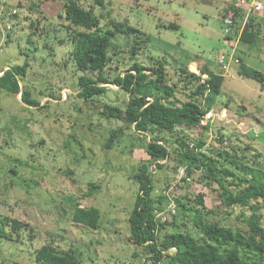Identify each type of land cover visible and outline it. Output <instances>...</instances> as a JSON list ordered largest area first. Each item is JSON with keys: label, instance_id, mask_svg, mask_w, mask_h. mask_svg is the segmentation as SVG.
<instances>
[{"label": "rangeland", "instance_id": "1", "mask_svg": "<svg viewBox=\"0 0 264 264\" xmlns=\"http://www.w3.org/2000/svg\"><path fill=\"white\" fill-rule=\"evenodd\" d=\"M66 1L0 0V74L27 63L21 87L40 103L31 107L21 95L0 91V219L25 224L18 233L6 227L9 237H0V264H38L36 252L45 245L76 253L82 264H147L153 254L131 240L129 216L139 192L134 175L149 160L146 147L151 137L121 120L101 116L106 105H127L128 94L112 82L136 61L147 74L163 62L167 84L177 86L176 97L185 102L199 84L192 74L202 80L207 78L201 73L205 69L223 74L222 95L210 118L207 114L199 127L182 126L174 134L163 132L154 138H164L173 152L174 136L185 133L191 146L205 144L199 152L219 168L245 178L253 174L264 182V84L240 77L236 65L225 72L219 62L222 53L235 50L241 62L264 73V13L259 41L247 46L226 43L222 18L235 8L234 0H106L104 7L83 0L80 5L93 8L104 30L115 31V25L137 30L116 35L104 71L110 83L103 87L108 91L85 102L78 95V79L97 73L79 71L72 59L75 28L65 19ZM256 17L249 20L255 22ZM7 22L11 30L4 27ZM113 131L120 135L107 150ZM162 163L163 169L150 167L154 198L167 196L175 206L179 198L190 209L201 210L197 199L202 195L205 219L248 230L245 219L252 211L225 207L217 186L207 187L206 171L194 170L187 181L180 173L186 174V168L174 154ZM91 208L101 212L97 229L74 220L75 213ZM257 214L264 227V210ZM194 217V212L184 215L178 209L176 226L169 232L190 233L203 243ZM248 256L264 263V257Z\"/></svg>", "mask_w": 264, "mask_h": 264}, {"label": "trees", "instance_id": "2", "mask_svg": "<svg viewBox=\"0 0 264 264\" xmlns=\"http://www.w3.org/2000/svg\"><path fill=\"white\" fill-rule=\"evenodd\" d=\"M83 0H68L65 2V19L75 28L72 31L71 52L72 59L81 72L97 73V76L82 75L78 79L79 97L85 102L106 94L107 88L103 85L110 83L104 77V71L109 65L110 52L114 49L113 40L116 35L136 33L133 28L123 29L115 25V31L104 30L101 19L95 15L93 8L85 9L80 5ZM96 7H104L106 0H92ZM232 11V12H231ZM223 18L228 15L238 20L234 35L228 37L233 40L241 30L245 18L244 11L231 8ZM222 18V19H223ZM250 19L244 26L239 42L247 46H254L259 41L260 28ZM176 30L179 28L173 26ZM141 42H143L141 40ZM136 50H133L135 53ZM238 73L245 79H253L264 84V73L246 65L239 60ZM233 66V65H232ZM28 64L14 66L1 71L0 91L8 95H21L22 101L31 106L39 107L40 103L31 98V93L21 87ZM184 69H182L183 72ZM201 76L192 74L191 79L199 83L196 90L185 102H180L177 97V86L167 84V74L163 62L153 68L151 74L146 73V68L137 61L123 77H117L114 85L128 94L125 108L106 105L101 116L107 120H121L132 126L135 131L151 137L147 144L146 153L149 160L139 167L134 180L139 186L133 209L129 216L131 240L138 246H146L153 254L147 264H264L263 260H251L248 256L256 254L264 257V227L262 217L257 214L259 209L264 210V182L255 180L252 176L241 177L229 169H221L210 158H206L199 150L205 144L198 142L190 144V138L185 133L175 135L174 144L177 147L172 152L164 138L155 136L167 132L176 133L177 128L199 127L202 120L209 114L217 99L222 95L225 77L209 69L202 70ZM192 85V82H188ZM206 128V127H205ZM119 131H113L106 143V149L111 150L119 137ZM175 155L176 161L185 166L187 176L190 178L194 170L206 171L204 179L207 187L217 186L218 195L225 207L239 206L249 208L252 215L245 219L248 230H234L217 222L205 219L203 210L206 209L202 195L198 196L197 204L201 210L190 209L181 199L177 198L176 208L186 215L194 212V228L197 229L204 242L200 243L190 233L174 230L176 215H168L166 221L157 218L159 212H164V203L167 196L154 198L153 179L150 167L157 169L165 167V161H170ZM251 175V174H250ZM257 177V176H255ZM264 179V177H263ZM185 181V180H184ZM169 201V200H168ZM170 203V201H169ZM169 205V204H168ZM208 214L212 211L206 210ZM170 217V218H169ZM101 219V212L91 208L84 212H77L74 220L78 224L97 229ZM173 219V222L170 220ZM10 227L13 233H18L25 224L12 218L0 219V237L7 238L5 231ZM35 259L38 264H82L79 256L74 252H61L51 245H45L37 250Z\"/></svg>", "mask_w": 264, "mask_h": 264}, {"label": "built area", "instance_id": "3", "mask_svg": "<svg viewBox=\"0 0 264 264\" xmlns=\"http://www.w3.org/2000/svg\"><path fill=\"white\" fill-rule=\"evenodd\" d=\"M234 6L236 9H241L244 11L245 14V18L243 20L242 26H241V30L240 32L237 34V37L233 40L228 39V37L236 34L235 33V28L238 25V20L237 18L235 19L234 16L232 15H228L227 17L223 18V28H224V34L226 37V42L229 43H235L237 44L240 40L241 34H242V30L244 28V26L248 23V20L251 16L254 15H260L264 12V5L262 4V2H260L259 0H234ZM13 15L17 14V11L14 10L12 12ZM6 28V30H11L12 26L7 22L4 26ZM235 50L232 51H226L224 53H222L219 56V62L222 66V70L225 72H229L230 69L232 68V65H238L239 59L236 57V54L233 52ZM1 75V74H0ZM208 117L210 118V115L208 114ZM184 170V169H183ZM181 175H186L187 176V172L185 174V170L184 171H180ZM187 181H190V178L187 176ZM166 213H168V215H176L177 213V208L175 206V204L172 202L169 203V206L167 208L166 212H159L157 215V218H161L162 221H166L167 220V216Z\"/></svg>", "mask_w": 264, "mask_h": 264}, {"label": "crops", "instance_id": "4", "mask_svg": "<svg viewBox=\"0 0 264 264\" xmlns=\"http://www.w3.org/2000/svg\"><path fill=\"white\" fill-rule=\"evenodd\" d=\"M263 13H264V12H263ZM257 17H258V18H257ZM257 17H256L257 20L255 21L254 24H255L256 27L260 28V30H261V27H262V24H263V23H262V19H263V18H262V14L257 15ZM226 43H227V42H226Z\"/></svg>", "mask_w": 264, "mask_h": 264}]
</instances>
